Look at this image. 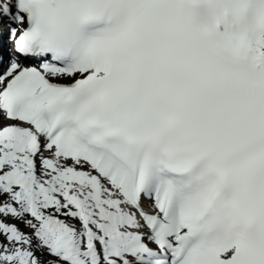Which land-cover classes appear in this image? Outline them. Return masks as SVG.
<instances>
[{
	"label": "snow or ice",
	"instance_id": "obj_1",
	"mask_svg": "<svg viewBox=\"0 0 264 264\" xmlns=\"http://www.w3.org/2000/svg\"><path fill=\"white\" fill-rule=\"evenodd\" d=\"M0 264H264V0H0Z\"/></svg>",
	"mask_w": 264,
	"mask_h": 264
}]
</instances>
